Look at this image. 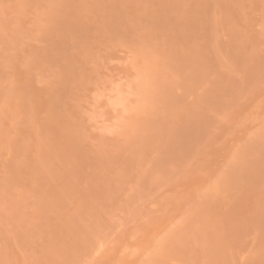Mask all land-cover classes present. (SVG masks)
Returning a JSON list of instances; mask_svg holds the SVG:
<instances>
[{
  "label": "rangeland",
  "instance_id": "374dc122",
  "mask_svg": "<svg viewBox=\"0 0 264 264\" xmlns=\"http://www.w3.org/2000/svg\"><path fill=\"white\" fill-rule=\"evenodd\" d=\"M0 264H264V0H0Z\"/></svg>",
  "mask_w": 264,
  "mask_h": 264
}]
</instances>
